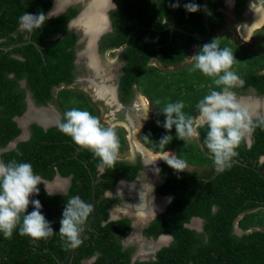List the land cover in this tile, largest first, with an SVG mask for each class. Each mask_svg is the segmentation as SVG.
Masks as SVG:
<instances>
[{
	"label": "trees",
	"instance_id": "16d2710c",
	"mask_svg": "<svg viewBox=\"0 0 264 264\" xmlns=\"http://www.w3.org/2000/svg\"><path fill=\"white\" fill-rule=\"evenodd\" d=\"M119 1L124 9L121 7L112 15L115 31L111 41L115 45H127V65L122 83L128 91L136 83L139 91L148 96L156 108L144 129V142L160 152L175 150L178 158L206 170L186 169L177 173L166 162L161 164L165 181L159 191L172 195L173 199L166 212L145 230V234L157 237L161 233H169L174 241L159 250L156 259L135 264H264V177L252 167L235 160L230 169L206 181L216 171L211 156L203 147L207 129H200L199 138L186 143L176 137L175 126L171 132L163 128L165 117L160 110L167 103L183 101L185 114L195 116L198 113L197 103L211 90H219L211 78L199 71L190 72L191 65L188 63L182 65L195 44L198 45L196 54L203 44L213 39L221 48H229L235 57L231 70L244 80V89L253 86L260 94H264V54L253 53L227 36L199 40L181 30H173V26L177 25L205 33L203 0H178V8L171 6L177 0ZM249 1L236 0L239 17H242ZM260 1L264 3V0ZM52 2L0 0V43L10 45L27 40L24 33L17 31L18 18L25 12L45 13ZM186 3L198 4L201 10L188 12L184 8ZM209 3V23L216 33L227 25L225 13L219 9L224 0H209ZM72 15L51 17L41 29L31 32L30 41L8 50L0 48V148L6 147L22 132L15 120L27 108V89L21 86V80H27V87L33 91L38 104L53 100V87L73 80V47L77 35L67 29ZM59 34L63 36L49 38ZM153 59L165 67H180L164 69L159 64H151ZM58 95L67 111L76 108L96 117V111L86 102L83 92L63 88ZM157 120L160 121L159 125ZM101 124L107 127L106 123ZM31 131L28 140L19 141L15 148L2 152V161L28 162L35 174L47 180H53L58 172L63 177L72 175V185L68 193L51 196L46 194L42 183L38 185L39 194H33L29 199L41 202L42 214L57 233L35 245L29 237L20 236L18 229L11 239H5L0 233V264H60L69 251L63 247L58 233L67 201L79 196L92 204L93 177L86 165L88 163L97 176L99 158H94L88 150L80 149L57 126L45 130L43 126L33 123ZM252 134L254 142L251 146L246 140L242 142L237 148V158L256 163L264 170V160L261 161L264 155V129L258 127ZM164 135H171L173 139L162 150L158 141ZM117 136L119 149L124 150L127 140L122 128L117 129ZM140 168L141 164L129 166L125 162H116L114 168H105L101 177L110 181L101 189L99 184L96 186L93 230L88 229L82 236L83 243L75 249L71 264H83V260L96 252L101 256L92 264H130L131 250L123 251L118 238L109 229L116 222L101 225L109 217L108 208L112 203L109 198H102L101 194L112 188L120 178H133ZM126 169H131V172ZM33 210L34 206L29 205L27 213ZM195 216L204 219L201 232L187 226ZM90 218L91 214L86 224ZM123 221L127 224L125 228L129 227L130 221L123 219L119 222ZM236 224L244 230L243 234L235 232Z\"/></svg>",
	"mask_w": 264,
	"mask_h": 264
},
{
	"label": "flooded vegetation",
	"instance_id": "af4514ba",
	"mask_svg": "<svg viewBox=\"0 0 264 264\" xmlns=\"http://www.w3.org/2000/svg\"><path fill=\"white\" fill-rule=\"evenodd\" d=\"M252 1L260 2L262 4L261 12L264 10V3L262 1L250 0L246 5L242 17H239L237 15L236 0H224V4L219 9L225 13L227 25L229 23L228 19L232 18L234 21L238 22L240 26H242V31L244 33H246L249 28L255 26L262 27L264 25V22L259 20V15L261 16V12L257 15L256 12H253V10L250 8V4ZM113 3L116 5V9L109 11L107 15H105V12L103 11L105 6V0H53L51 8L47 10L45 14L47 15L48 13H51L53 15L52 17H58L63 14L73 13V15L69 18L68 22L73 21L79 26L77 29L70 31L73 32V34L77 35V40L73 47L75 51V58L73 60L74 78L70 83H62L58 86L53 87V100H50L45 104H38L36 102V99L34 98L33 91H31L27 87V80H21V86L27 89L26 111L28 110V112H31L29 115L32 121H30L26 126L29 136L20 141H25L30 138L32 133L31 125L33 123L39 124L37 122L38 119L44 123H48L55 118L56 113L59 110V112L62 114H59L58 123L63 120L64 113L67 110L64 109L58 94L59 91L63 88H70L72 90L81 91L85 94L86 102L92 106L94 111H96V117L100 121L104 118H109L112 121H121L123 124L125 123L124 121H127L132 129H136L137 125H140L142 122H145V126L142 132L140 133L139 139L143 141L145 146H147L144 142L142 135L145 127L153 116L149 120H147L149 117L147 119H142L146 110L145 104L149 103V101L147 97L141 95L142 93L139 91L137 84L135 83L128 91L125 89L122 83V76L125 74V67L127 65L125 57L127 53V45L125 43L115 45L112 43L111 39L113 38L115 31V20L114 18H112V15L116 10L120 9L121 7H123L124 9V6H122L123 4L119 0H113ZM38 14L39 13H37L36 15ZM164 21H166V19H164ZM106 25L108 26L107 31L104 30ZM227 25L222 29L226 28ZM17 31L19 33H24V36L27 38V40L23 42H28L31 40V33L27 34L28 32L21 31L19 26ZM214 34L215 33L213 32L212 36H214ZM62 36L63 34H59L56 36H51L49 38L55 39L57 37ZM0 45L4 44L0 43ZM195 47L196 50L194 54H196L198 47L197 44H195L191 48L190 56ZM247 49L251 51L248 47ZM111 52L117 53V59L119 61L117 60V62H112L106 59L107 54H110ZM253 53L264 54V50H260L258 52ZM151 64H159V66L163 67L164 69H173L177 66L174 65L165 67L156 59H153ZM89 90L92 91L91 94ZM234 91L237 95L264 96V94L258 93L257 89L253 86H249L247 89H244V87H239L236 88ZM143 98L145 99V101ZM250 99L253 100L249 104L250 109L261 105L260 103L258 104L255 99ZM31 103L33 105H31ZM51 111L53 112V114ZM58 123H54V125H51L50 128L53 126H57ZM123 124H118V127H122L123 129H125ZM112 125L113 124H111V126ZM20 128L22 129L20 135H23V128ZM124 135L127 139L125 132ZM250 137L254 142L253 134H251ZM128 140L130 142L134 140L133 134L131 138L130 136H128ZM246 141L248 144V137L246 138ZM169 152L172 153V151ZM150 153L151 154L146 155L143 154L142 150H136V155L134 157H126L120 154L119 151L118 159L116 162H125L129 166L141 164V168L138 170L137 174L133 178H120L118 181H116L112 188L105 190L104 193L101 194L102 198L104 197L112 200V203L108 208L109 217L104 220L101 225H107V223L112 221L116 222L109 229L112 230V234H114L116 238H118V241L120 242L123 251H126L128 249L131 250L130 264L156 259L158 251L161 250L163 247L169 246L174 241L173 235L169 233H161L157 237H154L152 235L147 236L145 234V230L152 226V224L156 222L157 218L160 215L166 212L170 202L173 199L172 195L167 193H161L159 191V189L164 186L165 174L163 175L162 173L163 171L161 170V164L165 161L162 159H157L154 163L148 164L151 160H154L157 157L161 156H154V152ZM1 154L0 160L2 161ZM82 161L88 162L87 160ZM86 166L91 172V175L93 177V183L96 180V186L97 184H99L100 189L102 188V185H105L106 182L110 181L109 178L106 179L104 177H101L102 174L105 172V168H100L98 166V174L96 176L93 171H91V169L89 168L88 163ZM157 168L159 169V172L156 171ZM126 171L131 172V169H126ZM64 178H67L64 188H62L64 185L63 180H65L63 178L51 183L50 188L56 189L55 194H66L69 192V189L72 185L73 176L70 175ZM123 219H128L130 221L129 227L125 228L127 225L126 222H119ZM200 225L204 227V222H202ZM198 226L199 223L195 220L193 229L201 232ZM90 228L92 231L93 228L91 226ZM97 232H100V230L97 229ZM235 232L238 233L236 229ZM87 236L88 235H86V237ZM100 256L101 254L96 252L91 257L83 260V264H92L97 261Z\"/></svg>",
	"mask_w": 264,
	"mask_h": 264
},
{
	"label": "clouds",
	"instance_id": "9594fccd",
	"mask_svg": "<svg viewBox=\"0 0 264 264\" xmlns=\"http://www.w3.org/2000/svg\"><path fill=\"white\" fill-rule=\"evenodd\" d=\"M171 6L178 8L180 4L177 0ZM184 8L191 13L201 10V6L195 3H186ZM115 9L113 0H105L103 9L105 15ZM52 16L51 13L46 15L40 12L36 15L25 12L18 18V24L21 31L31 33L41 29ZM78 27L75 22H68L69 32ZM107 29L106 25L104 30ZM234 60L232 51L229 48H221L215 39L203 44L197 54L186 56V62L191 65L189 71H199L211 78L219 90H211L197 103L198 113L195 116L185 114L183 101L167 103L160 108L165 117L163 128L171 132L175 126L176 137L186 143L193 138H199L200 129H207L203 147L207 149L218 173H223L233 166L234 158L238 156L237 148L256 128L264 129V115H259L241 103L234 91L244 85V80L231 70ZM148 112L146 109L142 119L148 118ZM157 124H160L159 120ZM57 127L60 132L71 137L73 143L80 149L88 150L93 153L94 158H99L100 168H114L120 148L114 127H104L90 112L75 108L64 113L63 120ZM172 139L171 135H164L158 141L160 148L164 150L165 145ZM169 151L171 150L164 152L157 150L159 153L156 155L161 156L148 164L162 159L177 173L185 171L186 162ZM156 171L159 172V169ZM42 182L30 163L16 160L8 163L0 161V233L5 239H11L13 232L18 229L20 236L29 237L31 243L35 245L40 240L47 241L57 233L51 227V222L42 214L41 202L38 199L31 201L29 199L33 194H39L38 185ZM45 192L49 196L56 193L50 191L47 184ZM30 203L34 210L27 213ZM93 211V204L83 201L79 196H73L67 201L58 232L63 247L74 250L83 243L80 234Z\"/></svg>",
	"mask_w": 264,
	"mask_h": 264
},
{
	"label": "rangeland",
	"instance_id": "374dc122",
	"mask_svg": "<svg viewBox=\"0 0 264 264\" xmlns=\"http://www.w3.org/2000/svg\"><path fill=\"white\" fill-rule=\"evenodd\" d=\"M261 7H262V4L258 1H252L250 4V8L253 10V12H256V15L260 14V12L262 10ZM259 17H260L259 20L264 22V10L261 12V16L259 15ZM228 20H229V23H228L227 27L216 32L214 34V36H212V38H219V37L227 36V37H230L231 39H233L235 42L241 43V44L247 46L253 52H258L260 50H264V25L262 27L261 26H258V27L255 26L257 28H255V27L249 28V30L247 32L245 31L246 33H244L242 31V26H240L238 22L234 21L232 18H229ZM195 50H196V47L193 49V52L191 55H194ZM117 57H118L117 53L111 52L110 54H107L106 59L108 61H112V62L116 61L117 62V60H118ZM185 64H187L186 61L182 65H185ZM177 67H180V66H176V68ZM236 67L240 68L241 66L237 65ZM89 91L91 94L92 91L91 90H89ZM144 104H145V102H144ZM145 108L147 110H149V112H148L149 118L147 119V120H149L154 115L156 108L153 104L150 103V101H149V103L145 104ZM52 114H53V112H52ZM59 114H62V113H60L58 110V112L56 113V116L53 120L57 119L59 117ZM101 121L109 122L110 124L106 123L108 127L111 126V124H113L111 127H114L116 133H117L116 128H122V127H118V124L119 125L123 124L121 121H112L109 118L101 119ZM113 122H115V123H113ZM124 122L126 123V124L125 123L123 124L125 129L122 128V130H123V132L126 133V136H127V139H126L127 140V148L125 149V151H123L124 156L134 157L136 155V150H140V151L142 150L143 154H146V155L151 154L150 152H154L153 155L157 156L156 153H159V152H157V150H155V149L153 150V149L146 148V147L144 149L141 146V143H139L138 137L140 136V133L142 132V130L145 126V122H142L140 125H137L136 129H132L129 126L127 121H124ZM129 130H130V132H129ZM130 134H134V138L136 140V143H134V141L132 143L131 142L129 143L128 136H130ZM193 139H197V138H193ZM139 148H141V149H139ZM163 154H166V153H163ZM187 168H188V170H191V171L197 170V171H201V172L202 171L206 172V170H204L200 167L195 169L194 167H190V165H187ZM63 183H64V185L62 188L65 187L66 182L63 180Z\"/></svg>",
	"mask_w": 264,
	"mask_h": 264
},
{
	"label": "water",
	"instance_id": "95a60500",
	"mask_svg": "<svg viewBox=\"0 0 264 264\" xmlns=\"http://www.w3.org/2000/svg\"><path fill=\"white\" fill-rule=\"evenodd\" d=\"M204 1V21H205V24H206V28H207V31L205 33H199V32H194V31H190V30H187L185 28H182V27H179L177 25H174L173 26V29H177V30H181L187 34H190L192 36H194L195 38L199 39V40H207L209 38L212 37V33H213V29L209 23V16H210V4H209V0H203ZM23 44L22 43H15V44H12V45H0V48L1 49H4V50H8L10 48H13L17 45H21ZM38 45V44H37ZM186 61V60H185ZM238 99H245V98H255V99H258V104L259 103H263L264 102V96H259V95H255V96H246V95H237ZM31 105H33L31 103ZM52 110V109H51ZM53 111V110H52ZM29 114L28 110L22 115V116H17L15 117L16 121L18 122L19 126L23 128V135H26V136H23V135H19L18 137H16L14 140H12L6 147L4 148H1L0 149V154L3 152V151H6V150H10V149H13L17 146L18 142L24 138H27L29 136V133H28V130H27V125L30 121H32V119L30 120H27V121H23L27 115ZM259 115H264V111L263 109H261V107L259 106V112H258ZM56 121V122H55ZM37 122L42 125L46 130L50 128L51 125H54V123H58V118L55 119V120H52L48 123H44L42 122L41 120H37ZM253 140L251 139V137L249 136L248 137V145L251 146ZM234 160H236L238 163L242 164V165H245V166H249V167H252L253 169H255L256 171H258L263 177H264V170H262L256 163H249L247 161H243L237 157L234 158ZM264 160V155L261 157V161ZM1 161V160H0ZM218 174L217 171L214 172V174L212 176H210L209 178H206V181H209L210 179H212L213 177H215L216 175ZM65 179L64 181L66 182L67 181V178H64L63 176H61V174L58 172L55 176V178L53 180H46V179H43L41 177V179L43 180V182L47 185H49L50 183L52 182H55L56 180L58 179ZM42 182V183H43ZM96 180L94 181L93 183V190H94V193H93V206H94V211L93 213L91 214V218H90V221L88 222L87 225L84 226V229L83 231L81 232V238L82 236L86 233V230L88 228H90L91 226V223L95 217V214H96ZM43 183V184H44ZM45 184H44V188H45ZM50 191H56V189H50ZM31 201V199H30ZM29 205H32L31 203ZM33 206V205H32ZM198 221L199 223V230L203 231V227L202 225H200L202 222H204V219L201 218V217H193L192 218V221L190 223L187 224L188 227L190 228H194V221ZM235 229L237 230V232L241 235L244 233V230H242L238 224H236L235 226ZM73 256H74V250L73 249H69V252L66 256V258L60 263V264H70L72 262V259H73Z\"/></svg>",
	"mask_w": 264,
	"mask_h": 264
},
{
	"label": "bare ground",
	"instance_id": "6f19581e",
	"mask_svg": "<svg viewBox=\"0 0 264 264\" xmlns=\"http://www.w3.org/2000/svg\"><path fill=\"white\" fill-rule=\"evenodd\" d=\"M98 4V3H97ZM253 99H255V98H253ZM240 101H241V103H243V104H246L247 106H249V104L253 101L252 99H250V98H245V99H240ZM255 101H257V103H258V99H255ZM261 105H260V107H261V109H263V111H264V102L263 103H260ZM253 109H255L254 111L256 112V113H258L259 112V106H256V107H254ZM31 112H29V114H30ZM33 113V112H32ZM27 115V117L23 120V121H27V120H30L31 119V117H30V115ZM50 185H51V183L48 185V187L50 188ZM51 189V188H50ZM159 241H161V240H159Z\"/></svg>",
	"mask_w": 264,
	"mask_h": 264
},
{
	"label": "crops",
	"instance_id": "0c3cea01",
	"mask_svg": "<svg viewBox=\"0 0 264 264\" xmlns=\"http://www.w3.org/2000/svg\"><path fill=\"white\" fill-rule=\"evenodd\" d=\"M141 95H143V94H141ZM145 97H146V96H145ZM143 99H144V98H143ZM147 99H149V98L147 97ZM144 101H145V99H144ZM148 101H150V99H149ZM133 136H134V134H133ZM131 137H132V134H130V138H131ZM138 139H139V137H138ZM133 141H134V143H136L135 138H134V140L131 141V143H132ZM129 143H130V141H129ZM139 143H141V146H142V147H146V146L144 145L143 141L140 140V139H139ZM141 146H140V147H141ZM142 147H141V148H142ZM147 147H149V146L147 145ZM126 148H127V147H126ZM126 148H125V149H126ZM141 148H139V149H141ZM149 148H150V147H149ZM125 149H124V150H120V149H119L120 154L124 155V154H123V151H125ZM144 149H145V148H144ZM171 151H172V154H175V155H176V152H175L174 150H171ZM186 164H187V165H190V167H194L195 169L198 168V167H196V166H194V165H191V164H189V163H187V162H186ZM187 169H188V168H187ZM189 171H191V170H189Z\"/></svg>",
	"mask_w": 264,
	"mask_h": 264
}]
</instances>
